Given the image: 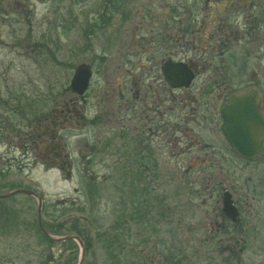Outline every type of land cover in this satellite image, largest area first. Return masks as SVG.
Returning <instances> with one entry per match:
<instances>
[{
  "label": "flooded vegetation",
  "instance_id": "obj_1",
  "mask_svg": "<svg viewBox=\"0 0 264 264\" xmlns=\"http://www.w3.org/2000/svg\"><path fill=\"white\" fill-rule=\"evenodd\" d=\"M100 1L83 16L107 46L97 55L98 95L88 96L89 84L41 119L30 137L37 156L72 168L62 133L87 128L95 140L85 143L86 166L97 156L104 191L113 182L149 191L165 177L189 203L200 200L198 216L208 221L199 230L228 250L232 234L263 227L264 151H255L264 142V0ZM23 3L7 0V8ZM66 12L74 23L73 7ZM57 13L48 7L43 20Z\"/></svg>",
  "mask_w": 264,
  "mask_h": 264
},
{
  "label": "rangeland",
  "instance_id": "obj_2",
  "mask_svg": "<svg viewBox=\"0 0 264 264\" xmlns=\"http://www.w3.org/2000/svg\"><path fill=\"white\" fill-rule=\"evenodd\" d=\"M23 4L8 9L7 0H0V195L36 192L43 200L42 227L55 238L79 236L85 246L83 264H264V211L261 230L232 234L224 250L209 229L199 230L208 221L198 216L200 200L189 203L165 177L150 192L142 186L118 189L114 182L104 191L105 169L97 156L86 166L91 150L85 143L95 140L87 128L62 133L72 168L41 161L30 138L38 122L77 95L70 84L83 63L94 68L88 96L98 95L97 55L107 46L99 30L88 31L91 24L83 20L101 7L100 0ZM57 5L59 18L45 22L48 7ZM66 7H73L74 23L67 21ZM12 10L17 12L9 14ZM257 203L264 208V202ZM38 210L39 200L31 195L0 199V264H79V243L52 241L40 226Z\"/></svg>",
  "mask_w": 264,
  "mask_h": 264
},
{
  "label": "water",
  "instance_id": "obj_3",
  "mask_svg": "<svg viewBox=\"0 0 264 264\" xmlns=\"http://www.w3.org/2000/svg\"><path fill=\"white\" fill-rule=\"evenodd\" d=\"M91 77H92V68H91V66L88 65V64H81V65H79L76 68L74 77H73L72 82H71V89L73 90V92H75L76 94L81 95V96L84 95V93L86 92V90H87V88H88V86L90 84ZM226 112H227V108H225V113ZM225 120H226L225 129L227 131V126L229 124V121L227 119V116H225ZM230 141H231V143H234L231 139H230ZM243 143H245L251 149L255 148V144H256V146L258 144L257 141H255V140H253L251 138L246 139L245 141H243ZM258 151H264V142H262L260 144V148L258 150H256L255 152L257 153ZM19 193H24V194H27V195H32V196L38 198V200H39V210H38V213H39L40 226H41L42 230L44 231V233L47 236H49L52 239V241H54L55 243H63V242L68 241V240H74V241H76V242L79 243V245L81 247V252H82V258H81L79 264H83V262H84V255H85V248H84L85 246H84V243H83L82 239L79 236H77V235H67V236H65L63 238H55V237H52L49 233H47L44 230V228L42 227V223H41V211H42V203H43V200H42V198L37 193H35L34 191L27 190V189H18V190L12 191V192H10V193H8L6 195H0V199H4V198H7V197H11V196L16 195V194H19Z\"/></svg>",
  "mask_w": 264,
  "mask_h": 264
},
{
  "label": "bare ground",
  "instance_id": "obj_4",
  "mask_svg": "<svg viewBox=\"0 0 264 264\" xmlns=\"http://www.w3.org/2000/svg\"><path fill=\"white\" fill-rule=\"evenodd\" d=\"M75 74V73H74ZM74 74H73V77H74ZM73 77H72V79H73ZM71 82H72V80H71ZM70 86H71V84H70ZM255 146H256V144H255Z\"/></svg>",
  "mask_w": 264,
  "mask_h": 264
},
{
  "label": "trees",
  "instance_id": "obj_5",
  "mask_svg": "<svg viewBox=\"0 0 264 264\" xmlns=\"http://www.w3.org/2000/svg\"><path fill=\"white\" fill-rule=\"evenodd\" d=\"M65 243H67V242H65ZM68 243H72V244H73V242H72V241H69Z\"/></svg>",
  "mask_w": 264,
  "mask_h": 264
}]
</instances>
